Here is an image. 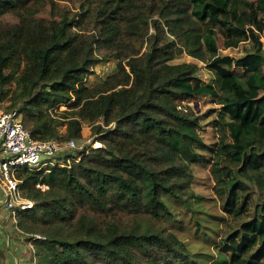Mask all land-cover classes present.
<instances>
[{"label":"trees","instance_id":"1","mask_svg":"<svg viewBox=\"0 0 264 264\" xmlns=\"http://www.w3.org/2000/svg\"><path fill=\"white\" fill-rule=\"evenodd\" d=\"M217 34L224 49L248 47L221 55ZM260 35L264 0H0V108L18 111L36 141L80 140L87 122L101 145L68 167L15 172L34 204L14 216L33 264H197L167 223L172 205L195 213L201 162L228 219L215 264H264ZM184 54L212 81L173 63ZM109 61L115 70L85 86ZM202 98L219 107L211 148L193 108Z\"/></svg>","mask_w":264,"mask_h":264},{"label":"rangeland","instance_id":"2","mask_svg":"<svg viewBox=\"0 0 264 264\" xmlns=\"http://www.w3.org/2000/svg\"><path fill=\"white\" fill-rule=\"evenodd\" d=\"M263 43L264 35H260ZM216 42L219 54L239 57L243 54L244 49L248 47L247 43L235 49H224L222 37L217 34ZM191 62L199 68L197 76L203 82H211L212 76L205 68V64L192 59L187 55H182L173 63ZM115 62L109 61L100 63L94 68L86 82L85 86H91L101 81L115 70ZM228 69V68H227ZM193 108L198 113L204 114L201 119L199 133L206 147L211 148L215 144L217 137L210 124L211 118L216 116L219 107L214 105L209 98H202L199 102L193 104ZM60 107V110H64ZM207 114H211L208 116ZM206 115V116H205ZM82 138L75 140L79 145L88 146L96 143L94 135L91 133V126L87 122H82ZM92 148H95L94 145ZM80 150L68 152L66 155L76 157ZM200 160L207 159L209 153L199 151ZM66 155L57 159L58 163H64ZM194 180L192 183L194 198V212H187L184 208L172 205L173 212L176 214V221L167 223L170 230L188 247L194 255L197 264H215L216 249L215 240H218L228 219L219 210L218 202L212 193V179L208 172V165L197 163L193 166ZM0 195V248L6 253L5 260L1 264H33V252L28 240L18 235L15 231V217L6 210Z\"/></svg>","mask_w":264,"mask_h":264},{"label":"built area","instance_id":"3","mask_svg":"<svg viewBox=\"0 0 264 264\" xmlns=\"http://www.w3.org/2000/svg\"><path fill=\"white\" fill-rule=\"evenodd\" d=\"M96 142V141H95ZM98 148L100 143L88 145ZM75 140L61 142L59 140L36 141L24 128L18 111H4L0 108V195L7 211L13 216L22 211L31 210L33 202L22 197L19 181L15 172L19 169L33 171L48 170L49 167H68L74 159L68 157L64 163L57 159L65 152L84 150ZM78 159V157H77ZM42 190L45 186H38Z\"/></svg>","mask_w":264,"mask_h":264}]
</instances>
